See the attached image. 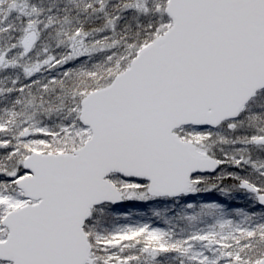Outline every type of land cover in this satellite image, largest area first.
<instances>
[{
  "label": "snow or ice",
  "instance_id": "1",
  "mask_svg": "<svg viewBox=\"0 0 264 264\" xmlns=\"http://www.w3.org/2000/svg\"><path fill=\"white\" fill-rule=\"evenodd\" d=\"M0 264H264V0H0Z\"/></svg>",
  "mask_w": 264,
  "mask_h": 264
}]
</instances>
